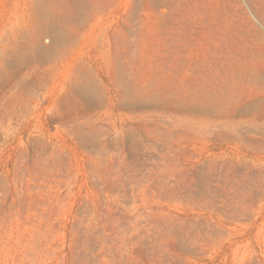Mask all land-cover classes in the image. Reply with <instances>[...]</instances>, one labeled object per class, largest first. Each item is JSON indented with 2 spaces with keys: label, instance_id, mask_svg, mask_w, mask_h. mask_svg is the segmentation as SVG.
<instances>
[{
  "label": "rangeland",
  "instance_id": "374dc122",
  "mask_svg": "<svg viewBox=\"0 0 264 264\" xmlns=\"http://www.w3.org/2000/svg\"><path fill=\"white\" fill-rule=\"evenodd\" d=\"M68 13L109 53H0V264H264V0H0V33Z\"/></svg>",
  "mask_w": 264,
  "mask_h": 264
},
{
  "label": "bare ground",
  "instance_id": "6f19581e",
  "mask_svg": "<svg viewBox=\"0 0 264 264\" xmlns=\"http://www.w3.org/2000/svg\"><path fill=\"white\" fill-rule=\"evenodd\" d=\"M66 2V1H65ZM250 2V1H249ZM55 3V2H54ZM69 3V2H68ZM103 4V3H102ZM185 4V3H184ZM248 4V3H247ZM44 5V4H43ZM58 5V4H57ZM65 5V4H64ZM68 5V4H67ZM79 5V4H78ZM87 5H89V4H86V6L85 7H87ZM98 5H100V3H98ZM168 6V5H167ZM252 6H253V4H252ZM62 7V6H61ZM67 7V6H66ZM100 8V7H99ZM254 8V7H253ZM29 9V8H28ZM57 9V8H56ZM66 9V8H65ZM102 9V8H101ZM89 10V9H88ZM62 11V10H61ZM70 11V10H69ZM69 11H67V12H69ZM106 11V10H105ZM252 11H254V10H252ZM256 11V10H255ZM259 11V10H258ZM39 12V11H38ZM64 12H65V10H64ZM156 12V11H155ZM257 12V11H256ZM51 13V12H50ZM66 13V12H65ZM79 13V12H78ZM81 13V12H80ZM79 13V14H80ZM91 13V12H90ZM220 13V12H219ZM37 14V13H36ZM40 14V13H39ZM49 14V13H48ZM70 13H68L67 15L65 14H61V16L59 15V16H54L53 15V17H52V19L50 20V22L49 23H42L41 22V27H40V29H39V26H38V32H36V33H33L32 35H29V37H27L26 38V36H23L24 35V32L23 33H21V34H17V32H15L12 36H9V35H4V34H1L0 33V53H1V51L3 52V55L4 56H6V57H9V55H10V53H11V49H13L14 50V48H16L19 44H20V47H22L21 45H23V47H25L24 49L26 50V51H29L30 52V54L32 55V57H35L37 60H40V61H44L45 62V60H48V61H50V62H53V63H58L64 56H66V55H74V54H77V53H80V49H81V44L82 43H85L86 45L89 43H92L93 45H94V49L96 50V52H98V53H109L108 52V49L107 48H109V45H108V42H106V41H108L106 38H97V37H95L94 35H91V34H87V33H85V34H82V33H77L76 31H74V32H76V33H71L70 32V30L68 31L67 29H65L66 27H67V25L71 22V23H73L72 21H74L73 20V16H71V15H69ZM76 14V13H75ZM100 14V13H99ZM254 14V13H253ZM258 14V13H257ZM56 15V14H55ZM84 15V14H83ZM83 15L81 16V14H80V16L81 17H83ZM187 15V14H186ZM49 16H50V14H49ZM86 16V15H85ZM260 16V15H259ZM39 18H40V16H39ZM44 18V17H43ZM46 18V17H45ZM37 19V18H36ZM83 19H84V17H83ZM83 19H82V21H83ZM177 20V19H176ZM37 21V20H36ZM46 21V20H45ZM44 21V22H45ZM49 21V20H48ZM75 21H76V19H75ZM35 24H36V22H35ZM34 24V25H35ZM38 24V23H37ZM139 24V23H138ZM72 25V24H71ZM83 25V24H82ZM3 27V26H2ZM78 28V27H77ZM127 28V27H126ZM5 28L3 27V30H4ZM69 29V28H68ZM189 29V28H188ZM72 30V29H71ZM19 31V30H18ZM190 32V31H189ZM3 35V36H2ZM26 35V34H25ZM117 36V35H116ZM113 38H115L114 36H113ZM44 40H47L48 42H49V44L47 45V46H45L44 44H43V42H44ZM113 40H115V39H113ZM118 40V39H117ZM116 40V41H117ZM102 42H104L103 43V46L101 45V43ZM118 42V41H117ZM112 44H113V42H112ZM114 46L115 45H113V48H114ZM117 46V45H116ZM118 47V46H117ZM116 48V47H115ZM114 50V49H113ZM26 51H24V52H26ZM115 52H116V50H114ZM21 52H23V51H21ZM113 52V51H112ZM16 53H18V52H16ZM28 53V52H27ZM14 54H15V52H14ZM2 55V56H3ZM28 55V54H27ZM109 55V54H108ZM15 56V55H14ZM13 56V57H14ZM11 57V56H10ZM16 57V56H15ZM14 57V58H15ZM22 57V56H21ZM1 58V57H0ZM6 58H4V61L3 62H8L7 60H5ZM18 59H21V58H18ZM17 60V59H16ZM15 60V61H16ZM13 61H14V59H13ZM13 61H9L8 63H6V65L5 66H0V69L1 70H3V69H12L13 67H11V66H13V65H11V63H14L15 64V62H13ZM18 61V60H17ZM21 62V61H20ZM25 62V61H24ZM18 63V62H17ZM41 63V62H40ZM79 63H81V62H79ZM45 64V63H44ZM85 64V63H84ZM16 65V64H15ZM41 65V64H40ZM18 66V65H17ZM69 67V65H67L66 66V69H62V70H60L59 71V73H58V75H64V74H66V72L67 71H69L68 68ZM78 67V66H77ZM16 68V67H15ZM88 68V67H87ZM74 69V68H73ZM1 70H0V72H1ZM19 70V69H18ZM39 70V69H38ZM78 70V69H77ZM80 70V69H79ZM78 70V71H79ZM88 70V69H87ZM87 70H85V71H87ZM76 71V70H75ZM41 72H43V71H41ZM7 74H11V73H8V72H6ZM75 73V72H74ZM77 73V72H76ZM86 73H88V72H86ZM91 72H89V74H90ZM72 74V73H71ZM85 74V73H84ZM83 74V75H84ZM89 74H87V75H89ZM58 75H57V77H58ZM74 75V74H73ZM76 75V74H75ZM80 75V74H79ZM87 75H85V77H87ZM21 77V76H20ZM56 77V78H57ZM78 77V76H77ZM55 78V79H56ZM75 78V77H74ZM84 78V77H83ZM93 78V77H92ZM117 78V77H116ZM18 79V78H17ZM82 79V78H81ZM80 79V80H81ZM94 80H96V78H93ZM92 79V80H93ZM89 80V79H88ZM41 81H42V79H41ZM83 81V80H82ZM91 81V80H90ZM96 83H97V81H95ZM70 83V82H69ZM78 83V82H77ZM76 83V84H77ZM91 83V82H90ZM43 84H44V82H43ZM78 85V84H77ZM82 85V84H81ZM88 85V84H87ZM80 86V85H79ZM88 86H90V85H88ZM25 87V86H24ZM27 87V86H26ZM77 87V86H76ZM87 87V86H86ZM92 87V86H91ZM38 88V87H37ZM46 88V87H45ZM74 88H75V86H74ZM73 88V89H74ZM31 89V88H30ZM75 89H79V87L78 88H75ZM131 89V88H130ZM130 89H128L127 88V91L129 92V90ZM43 92H45L47 89H44V87H43ZM49 90H51V92H52V88H50ZM68 90H69V93H71L72 92V89L69 87L68 88ZM80 90V89H79ZM82 90H83V88H82ZM91 90V89H90ZM93 90V89H92ZM124 90L125 89H123V93H125L124 92ZM122 91V90H121ZM126 91V92H127ZM74 92V91H73ZM79 92V91H78ZM100 92H101V90H100ZM127 92V93H128ZM133 92H135L134 90H133ZM19 93H23V91L20 89V91L16 94V93H14V94H12L6 101H5V107L9 110V111H11V115L13 116V118L15 119V120H18V121H21L22 119H24L25 118V115H26V111L28 110L27 109V102L25 101V100H23V99H21L20 98V94ZM63 93V92H62ZM80 93H86L85 91H83V92H80ZM96 93V92H95ZM97 93H98V91H97ZM122 93V94H123ZM141 93V92H140ZM19 94V95H18ZM51 94V93H50ZM53 94V93H52ZM51 94V95H52ZM61 94V93H60ZM75 94H76V92H75ZM94 94V93H93ZM126 94V93H125ZM131 94H133L132 93V91H131ZM66 95V94H65ZM65 95H64V97H65ZM69 95V94H68ZM81 95H84L85 96V94H80V96ZM97 95V94H96ZM128 95H130V92H129V94ZM127 95V96H128ZM135 95V94H134ZM83 96V97H84ZM94 96V95H93ZM101 96V95H100ZM99 96V93H98V97H100ZM86 97H87V95H86ZM85 97V98H86ZM129 97V96H128ZM131 97V96H130ZM72 98V97H71ZM71 98H70V101H73V100H71ZM84 98V99H85ZM94 99H95V97H93ZM139 98V97H138ZM140 98H142V96L140 95ZM61 99V98H60ZM59 99V100H60ZM73 99V98H72ZM89 99H90V96H89ZM93 99V100H94ZM127 99H129V98H127ZM135 102H134V105H135V103H136V99H137V96H135ZM147 99H152V97L150 98V97H148ZM85 100H87V98L85 99ZM85 100H83V101H85ZM131 100H133V95H132V98H131ZM144 100V99H143ZM74 101H75V99H74ZM97 101V100H96ZM99 101V100H98ZM98 101H97V103H98ZM52 102H53V99H52ZM58 102V101H57ZM63 102H65V101H63ZM90 102V101H89ZM93 102V101H92ZM124 102L127 104V102H126V100H124ZM140 102H142V100L140 101ZM61 103V102H60ZM122 103V102H121ZM138 103V104H137ZM136 103V105L137 106H139V102H137ZM69 104V103H68ZM87 104V103H86ZM126 104H124V105H126ZM133 104V103H132ZM88 105V104H87ZM92 105V104H91ZM94 105H96V104H94ZM128 105V104H127ZM126 105V106H127ZM88 106H90V104L88 105ZM122 106H123V104H122ZM129 106H132V105H130V103H129ZM136 107V106H135ZM61 108V107H60ZM54 110V109H53ZM69 111V110H68ZM67 112V111H66ZM6 114V113H5ZM8 115V114H7ZM10 115V114H9ZM10 115V116H11ZM54 115V114H53ZM67 115V114H66ZM53 117V116H52ZM57 118L59 117V116H56ZM52 119H54V118H52ZM96 131V130H95ZM94 131V132H95ZM93 132V133H94ZM88 133V132H87ZM34 134V133H33ZM83 134V133H82ZM95 134V133H94ZM85 136H88V135H85ZM91 136V135H90ZM30 138H32V133L29 135V137H28V139H30ZM84 140V139H83ZM52 145H54V144H52ZM94 146V145H93ZM44 147V146H43ZM50 147H52V146H50ZM57 147V146H56ZM55 147V148H56ZM43 150V149H42ZM105 150V149H104ZM43 151H45V150H43ZM54 153V152H53ZM52 153V154H53ZM94 155V154H93ZM58 157V156H57ZM106 160V159H105ZM73 168V167H72ZM113 168V167H112ZM111 171V170H110ZM113 171V170H112ZM103 172V171H102ZM106 176H107V174H106ZM75 177V176H74ZM107 182V181H106ZM105 182V183H106ZM105 183H104V185H105ZM116 185V184H115ZM106 186V185H105ZM117 186V185H116ZM103 187V186H102ZM114 189H116V188H114ZM122 190V189H121ZM114 191V190H113ZM120 191V190H119ZM116 193V192H115ZM107 194V193H106ZM182 234V233H181ZM180 235V234H179Z\"/></svg>",
  "mask_w": 264,
  "mask_h": 264
}]
</instances>
